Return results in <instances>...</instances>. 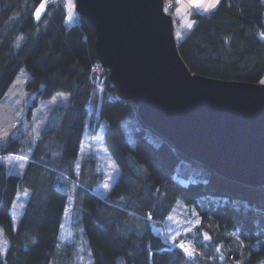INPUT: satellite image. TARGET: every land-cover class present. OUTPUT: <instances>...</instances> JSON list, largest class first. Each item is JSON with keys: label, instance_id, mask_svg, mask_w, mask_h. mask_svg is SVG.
<instances>
[{"label": "trees", "instance_id": "1", "mask_svg": "<svg viewBox=\"0 0 264 264\" xmlns=\"http://www.w3.org/2000/svg\"><path fill=\"white\" fill-rule=\"evenodd\" d=\"M42 3L0 0V101L22 68L30 75L33 106L56 93L69 95L67 105L50 110L34 144L10 137L0 146V157L29 154L21 176L0 162V228L8 241L0 264H79L75 243L57 246L70 194L71 226L82 230L94 264H264V186L218 176L145 126L136 106L109 83L92 27L79 17L70 22L64 0L45 6L37 19ZM191 20L175 38L192 74L260 83L264 0H220ZM102 121L109 125L104 147L119 169L103 198L92 192L103 181L95 160H82L76 169L81 142ZM18 190L29 198L14 229L10 207ZM178 206L187 209L186 226L172 221ZM181 242L196 249L194 260L177 246Z\"/></svg>", "mask_w": 264, "mask_h": 264}, {"label": "water", "instance_id": "2", "mask_svg": "<svg viewBox=\"0 0 264 264\" xmlns=\"http://www.w3.org/2000/svg\"><path fill=\"white\" fill-rule=\"evenodd\" d=\"M100 66L141 122L183 157L241 185L264 186V85L192 74L164 0H74Z\"/></svg>", "mask_w": 264, "mask_h": 264}, {"label": "rangeland", "instance_id": "3", "mask_svg": "<svg viewBox=\"0 0 264 264\" xmlns=\"http://www.w3.org/2000/svg\"><path fill=\"white\" fill-rule=\"evenodd\" d=\"M180 1L178 4L175 3V0L164 1V7L172 4V12L170 14L173 15L175 36L177 39H181L183 33L186 32L185 30L190 29L192 26V14H205L214 10L219 4L216 3V0ZM64 2L68 13L67 19L70 22L76 21L78 15L75 11L74 0H64ZM213 3H216V7H209ZM29 79V73L22 68L0 101V146L4 147L10 137H14L23 143L30 142L34 144L40 138L42 130L48 123L50 110L58 106H65L68 103V94L56 93L49 99L40 101L36 106H33L31 94L26 90V83ZM261 81H264V77ZM261 81L260 84L264 85ZM108 129V123L102 121L97 133L89 140H83L81 142L76 163L77 169L82 160L89 158L95 160L96 171L102 174L103 181L96 185L92 192L102 198L109 194L119 176V169L107 153L103 144L104 135ZM28 161V152L22 155L0 157V162L4 164L7 172L17 176H21L24 173ZM105 185H108V187H105ZM28 198L29 192L27 190L17 191L10 207L11 222L14 229L18 225ZM72 202L73 198L70 194L68 195L63 213L57 246H62L66 243H75L78 251L77 263L94 264L88 242L82 230H74L71 226ZM186 210L185 207L178 206L171 217L173 223L186 226L189 222L187 216H185L187 213L185 212ZM176 232L177 229H175V234ZM157 233H160V231L157 230ZM187 245L185 244V246ZM7 248L8 241L5 238L3 230L0 228V258L4 257ZM194 258L190 260H194Z\"/></svg>", "mask_w": 264, "mask_h": 264}, {"label": "snow or ice", "instance_id": "4", "mask_svg": "<svg viewBox=\"0 0 264 264\" xmlns=\"http://www.w3.org/2000/svg\"><path fill=\"white\" fill-rule=\"evenodd\" d=\"M216 3H219V0H216ZM216 3H213V4H210L209 7L211 8H214L216 7ZM45 5L42 3L40 5V7L36 10V12L34 13V16L35 18L39 19L40 17V13L41 11L44 9ZM261 83H264V81H261ZM105 187H108V185H105ZM170 218V217H169ZM194 227V226H193ZM192 229L189 228V229H186L185 230V234L191 232ZM233 235H235V233H233ZM204 239L205 240H209L210 237H208V235L205 233L204 234ZM182 251L183 253L189 258V259H192L195 257L196 255V249L193 247L192 244H188L187 246H185V243L184 242H181L180 244L177 245ZM220 249V246H217V251H219ZM221 259H223V257H221Z\"/></svg>", "mask_w": 264, "mask_h": 264}, {"label": "built area", "instance_id": "5", "mask_svg": "<svg viewBox=\"0 0 264 264\" xmlns=\"http://www.w3.org/2000/svg\"><path fill=\"white\" fill-rule=\"evenodd\" d=\"M55 1L56 0H43V4L45 6H47V5H50V4L54 3ZM180 2H181L180 0H175V3H177V4L180 3ZM164 9H165L166 12H171L172 11V4H170L167 7H164Z\"/></svg>", "mask_w": 264, "mask_h": 264}]
</instances>
